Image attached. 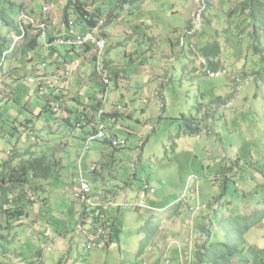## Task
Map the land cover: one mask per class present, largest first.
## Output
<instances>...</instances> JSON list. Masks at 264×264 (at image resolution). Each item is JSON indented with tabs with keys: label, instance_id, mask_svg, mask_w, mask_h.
I'll return each mask as SVG.
<instances>
[{
	"label": "rangeland",
	"instance_id": "rangeland-1",
	"mask_svg": "<svg viewBox=\"0 0 264 264\" xmlns=\"http://www.w3.org/2000/svg\"><path fill=\"white\" fill-rule=\"evenodd\" d=\"M10 1L23 7L13 13L9 0H0V46L9 49L0 67V172L10 189L7 208L22 211L24 217L0 229L7 239L0 264H143L139 253L152 246L151 239L159 246L175 241L181 249L191 244L194 264L199 215L212 222L215 241L222 235L219 219L264 210V199L247 205L240 199L242 191L249 190V195L255 188L264 195V0H81L86 10L107 19L101 31L108 46L99 62L91 50L55 46L56 55L71 64L69 70L75 68L70 81L60 85L55 77L66 69L51 74L60 63L51 55L44 58L40 42L35 52L25 53L24 39H16L17 19L21 12L38 18L48 5L51 25L56 17L64 25L69 0ZM68 17L81 21L73 7ZM205 48L212 60L208 70H203L207 61L203 65L201 60L202 69H197L199 56L209 57ZM42 62L49 63L47 69ZM221 64L222 70L212 73ZM40 73L43 85H38ZM77 78L64 95L67 82ZM104 78L110 79L109 86ZM199 89L209 104L205 114ZM106 93L107 111L125 108L113 131L128 139V147L116 151L92 142L88 151L92 131L85 129L77 110L95 107V98ZM219 99L232 105L223 111L217 104L215 111L213 102ZM52 103L61 104L59 112ZM72 106L76 113L70 115ZM191 120L201 129L199 139L188 129ZM105 158L114 163L95 177L121 187L131 183L133 202L149 185L156 194L146 204L159 212L123 208L116 212L118 236L113 238V231L108 246L88 249V229H77L85 211L74 199L72 179L79 160L89 171L93 165L100 169ZM235 162L237 172L226 183V195L214 202L219 209L215 217L209 204L223 190V170ZM11 174L20 181L11 182ZM104 186L113 193L114 186ZM5 191L0 190V198ZM197 204L201 209L192 217L190 208ZM245 239L264 248V220ZM169 261L180 262L179 254H171Z\"/></svg>",
	"mask_w": 264,
	"mask_h": 264
},
{
	"label": "built area",
	"instance_id": "built-area-1",
	"mask_svg": "<svg viewBox=\"0 0 264 264\" xmlns=\"http://www.w3.org/2000/svg\"><path fill=\"white\" fill-rule=\"evenodd\" d=\"M50 7L45 5L43 7L42 13L40 17L36 18L33 15L27 14L25 12H21L18 16L17 22L20 29L25 32L26 28H30L35 32V35H39V42L42 47L46 50L52 49L55 46H66L71 49L80 48L81 50L91 49L93 53L97 55L98 62L102 56V53L108 46V39L101 31L102 28L106 25L107 19L99 18L96 26H89L85 20L77 21L71 17L67 19L65 22V27L62 33L55 35L52 41H50L51 36H49V27H50ZM85 18L90 19L88 14L85 15ZM87 25V29L85 31H81L79 26L81 24ZM20 40L21 37L16 38ZM41 67L43 69L48 68L47 62H42ZM99 70L102 74L100 65ZM73 70H65L62 75L55 77V84L60 85L63 81L69 80L72 77ZM60 71H57L59 73ZM38 85H43V81L45 77L40 73L37 75ZM36 81V82H37ZM104 82L107 86L110 85V79H105ZM53 83V84H54ZM44 93V91H42ZM107 105V93L103 96V102L100 107L94 112L93 118L91 121H84V127H97V130L90 134L88 137V141L86 144V150L91 149L92 142H104L108 143L113 149H125L128 147V139L118 137L110 128L108 120V111L106 109ZM52 107L55 112H59L61 109V104L52 103ZM125 108L121 105L116 109V114H123ZM97 167L93 166L90 168V173L95 174L97 171ZM81 168L78 172L77 176L72 179V184L75 187L74 197L78 201H81L85 206L86 211L92 212L97 211V215H99L100 211L105 209L106 206H115L118 208H129L133 206V208L148 210L145 200L149 195L153 196L156 194V191L150 188L149 185H144L142 189V195L140 201L136 204L129 203H118L114 201H109L105 198L104 192L95 193L93 189V185L91 180L84 176V173ZM200 207L196 206L192 210V213L200 211ZM91 231L88 232L87 237L89 238V242L87 245L88 249L98 248L102 249L111 241L112 233L114 230V220L113 218L104 217L102 214L99 215V219H97V223L91 224Z\"/></svg>",
	"mask_w": 264,
	"mask_h": 264
},
{
	"label": "trees",
	"instance_id": "trees-1",
	"mask_svg": "<svg viewBox=\"0 0 264 264\" xmlns=\"http://www.w3.org/2000/svg\"><path fill=\"white\" fill-rule=\"evenodd\" d=\"M81 0H69V3L67 4L65 8V22L67 21L69 10L72 9L75 10V14L80 18V20H85L89 26H96L98 19V14L93 12H89L86 10L84 7L83 2H80ZM76 2V5L73 6V3ZM80 2V3H79ZM10 4L11 10L17 13V6L18 9L23 7V5H16L14 2H11L9 0L8 2ZM19 13V12H18ZM88 14L90 16V19L85 18V15ZM30 29L26 28L25 29V34L23 35L24 39V51L25 53H33L35 52L39 47V35H34L30 34ZM20 32V30H19ZM21 34V32H20ZM105 35V34H104ZM54 38H50V41H52ZM54 49V48H53ZM9 50V49H8ZM8 50L3 49L0 46V67L3 65V54L4 52H7ZM15 50V48H14ZM207 53V56H211V53H209L206 48L204 49ZM212 57V56H211ZM70 122V120L68 121ZM78 124H76L77 126ZM78 128V126H77ZM91 131L93 132L97 130V127H90ZM87 130V128L85 127ZM84 128H81V130H85ZM89 129V128H88ZM188 129L190 130L191 133L197 134L200 132L199 126L196 125V123H193L191 120V124L189 125ZM92 133V132H91ZM116 150H122V149H116ZM238 161V160H237ZM236 161V162H237ZM232 164L231 167L223 170L225 179L223 181V190L221 193L213 199L212 205L209 204L210 208V213L214 215L215 217L218 216L219 214V209L216 208V204H214L215 200H220L224 195H226V187H227V181L232 179V175L236 174L233 170L234 165L237 167V163ZM34 169H37L34 167ZM98 173V169L95 172V174ZM25 176L29 175V173H25ZM228 175V176H227ZM2 174L0 172V190H6L4 197L0 198V214L2 215L3 219H5V226L2 224L3 219L0 220V229L5 230L8 228V225H11V222L18 218V220H21L22 217H24V213L22 211H12L10 208H7L8 204H10L12 201L9 199L8 191L10 190L9 188H6L4 186V180L6 177L1 178ZM19 179H16V176L14 174H11V182H16L17 180L20 181ZM28 178L26 179V182H28ZM235 186L237 187V183H235ZM248 191H242V196L240 199H244L245 205L250 204L252 202L254 203H262L264 199V195L260 197L258 188L254 191H251V194L248 195ZM247 193V194H246ZM239 196V195H238ZM247 196H250L248 198ZM248 200V202H247ZM200 207L198 204L196 205ZM194 208H190V211L192 213V210ZM201 207L199 208V210ZM88 212V211H87ZM86 211L82 213L81 215V221L84 224L85 220H90L92 224L97 223V219H99V215L102 214L104 217L111 218L109 215L108 210L104 209L100 211L99 215H97V211H92L93 217L89 215V212L87 213ZM198 212V211H197ZM227 215H225L226 217ZM224 217V218H225ZM228 219L226 221H221L219 219V225L220 229L222 232L221 238L218 240L213 241L212 240V231H211V221H208V223L205 222V219L208 218L204 217L202 218V221L198 224L197 229L200 230V236H199V241H198V246L195 251V261L194 264H264V248H259L256 246L249 245L245 239L246 233L249 231V229L253 226H256L259 224L261 221L264 220V210L256 213H251L247 216H239L234 212V216L229 215L227 216ZM226 217V218H227ZM254 219L253 222L251 220ZM208 224V225H205ZM115 227V226H114ZM114 231V236H118L119 231L118 230H113ZM7 240L5 235L0 234V249H4V241Z\"/></svg>",
	"mask_w": 264,
	"mask_h": 264
},
{
	"label": "crops",
	"instance_id": "crops-1",
	"mask_svg": "<svg viewBox=\"0 0 264 264\" xmlns=\"http://www.w3.org/2000/svg\"><path fill=\"white\" fill-rule=\"evenodd\" d=\"M58 16V15H57ZM61 22H62V18H61ZM63 24V22L61 23V25H59V23H58V17H56L55 19H54V21L52 22V25H51V22H50V27H49V35L51 36V37H54L55 35H58V34H60V33H62L63 32V30H64V27H65V24L64 25H62ZM81 25H83V26H85V28L84 29H82L80 26ZM80 26H79V29L81 30V31H85L86 29H87V25H86V23L85 24H81ZM105 35H106V33H104ZM107 36V35H106ZM108 37V36H107ZM171 49H172V51H173V47H174V44H172V42H171ZM43 49V51H42V53H43V55H44V58H45V56L47 57V56H49V55H51V57L52 58H54L55 59V62H58V63H60V65L58 66L57 64L56 65H53V67L51 68V69H53V70H55V71H61V70H67V69H69L70 67H69V65H71V64H69L68 62H64L63 61V59L62 58H60V56H58V55H56V53H55V49H50V50H46V49H44V48H42ZM88 50H91V49H87L86 51H88ZM83 51H85V50H82V52ZM85 51V52H86ZM202 53H204V52H202ZM200 58H199V60L197 59V61H196V63H197V69H202L201 67H200V65H199V61L201 60V63L204 65V64H206V67H204L203 68V70H206L207 69V67H208V63H209V61H211L212 60V57L211 56H209L208 57V59H206V58H204V57H201V56H199ZM31 60V59H30ZM61 61H63V64L61 63ZM205 61H207L206 63H205ZM37 60L35 59V60H33L32 61V64H30L31 65V67L33 66V70H35L36 69V65H37ZM211 63V62H210ZM224 64V63H223ZM223 64H221V66L220 65H218V67L215 69V72H212V73H218V72H220L219 71V69L220 70H222L221 69V67H222V65ZM77 65V64H76ZM4 66V65H3ZM48 66H49V63H48ZM75 69V68H74ZM79 69V68H78ZM218 69V70H217ZM208 70V69H207ZM209 73V72H208ZM211 76V75H210ZM78 78L77 79H75L74 81H71V82H67V86L69 87V88H67L66 89V93L64 94V95H67V91L68 90H70V89H74V85L78 82ZM36 90V89H35ZM206 92H204V90H201V89H199V91H198V96L200 97V102H199V105H200V109H201V111H202V113L203 114H205V113H207L208 111H209V104L207 103V100H205V99H207V96H206V94H205ZM95 99H97L98 100V105H95V107L94 106H84V110H83V108L81 109H79V110H77L78 111V115H79V118L82 120V118H84V120L85 121H87L89 118V121H91V118H93V113L91 112V110L94 112V110L96 111L99 107H100V105L102 104V102H103V98L102 97H99V98H95ZM215 105H214V107H215V111H217L218 109H219V107H218V105L217 104H219V105H221V108H222V110L223 111H225L228 107H230L231 105H226V104H224V102H223V104H222V102L220 101V99L219 100H217V103H215V102H213ZM233 103V102H232ZM107 106V105H106ZM91 109V110H90ZM72 110L73 111H75V113H76V109H75V107L74 106H72L71 108H69L68 109V114L70 113V115H71V112H72ZM70 115H67L66 116V118H70L71 116ZM121 114H116V109L114 110V111H108V118L110 119V120H108V123H109V126H110V128H111V130L113 131L115 128H116V126H117V123L119 122V116H120ZM70 116V117H69ZM82 117V118H81ZM113 127V128H112ZM199 129H200V127H199ZM88 130V129H87ZM200 131H201V129H200ZM114 132V131H113ZM200 133V132H199ZM199 133H197L195 136H196V139H199L200 138V135H199ZM83 134H84V136H83V138H85V132H83ZM118 137H122V138H126V137H123V136H119V134H116ZM127 139V138H126ZM102 146H106V145H108V143H104V142H99ZM112 148V147H111ZM116 151H118V150H116ZM227 160H229V161H231L229 158L227 159ZM114 163V159L113 160H111V159H109V160H107L106 158L104 159V163H103V165H101V167H100V169H99V167H97L98 168V170H101L100 172H102V170H103V173L102 174H104V171H105V165H109V166H111L112 164ZM93 166H97V165H93ZM93 166H91V167H93ZM90 167V168H91ZM83 169L82 171H83V173H84V176L85 177H87V178H89L90 180H91V183H92V185H93V189H94V191H95V193L96 194H98L99 192H104L105 193V198L106 199H108L109 201H114V202H118V203H129V204H131V205H133V204H136L137 202H139L140 201V198H141V195H142V190H140V193L138 194V201H132V196H134L133 194H131V193H129V190L131 189V183L130 184H127V186H125V187H121V185H118V184H114L113 182H104V183H106L108 186H114L115 187V189L113 190V193H111L110 192V188L108 189V188H106L105 186H104V183L103 182H101V180H100V178L98 177H95L96 176V174H91L90 173V169H89V171H87V170H85V165L84 164H82V160H79V162H78V164H77V170L74 172V174H73V178L75 177V176H77V174H78V172L80 171V169ZM234 168H237L236 166H234ZM85 170V171H84ZM109 170H110V168H109ZM87 171V172H86ZM234 172H237V170L236 169H234L233 170ZM239 172V171H238ZM89 173H90V175H89ZM73 185V184H72ZM196 186H197V184H196ZM97 189H100L99 191H98V193L96 192V190ZM74 191H75V187H74V185H73V195H74ZM112 194H114V196L112 195ZM148 198V197H147ZM74 199H75V197H74ZM76 201H77V203L79 204V203H81L80 201H78L77 199H75ZM145 202H146V200H145ZM148 207H149V205H147ZM130 207H133V206H130ZM105 209L106 210H108V212H109V215L113 218V220H114V230L116 229V230H118L119 232H120V230H119V227L117 226V217H116V212H120L121 210H123V208H118V207H115V206H113V207H111V206H106L105 207ZM126 209V208H125ZM134 209H136V208H134ZM82 210H84V211H86V209H85V206H84V208L82 209ZM138 210H141V209H138ZM159 210V208H152V207H149V209L147 210V211H154V212H159L158 211ZM87 212V211H86ZM88 213V212H87ZM90 214V216L91 217H93V213H91V212H89ZM195 213V212H194ZM194 213H191L190 214V216L192 215V217L194 216ZM207 217V216H206ZM191 218V217H190ZM202 218H204V216H201L200 217V215L197 217V219H198V221H199V219H201L200 220V222L202 221ZM199 222V223H200ZM92 223H91V221L90 220H85V223L83 224L82 223V221H80V225H78L77 226V229L78 230H87V231H85V234H86V237H87V235H88V232L89 231H91V225ZM114 238V237H113ZM113 238H112V240H113ZM191 238H193V237H191ZM151 239V238H150ZM189 240L190 241H192V239H190V236H189ZM189 240H187L186 239V241L188 242ZM58 241H60L59 242V245H61V243L63 242V240L62 239H59V240H57L56 242H58ZM110 242H112V241H110ZM151 242H153L151 245V247H150V245H148V246H146V247H144L143 248V250H141V252L139 253V258L140 259H143V264H171L170 263V261H169V258H170V255L172 254V255H176V254H179V256H180V262H178V261H175L174 262V264H191V255L193 254L192 253V245L190 244V245H184L183 247H182V249H181V247H180V244L179 243H177V242H175V241H171L170 243H169V245H160L159 246V244H155L154 243V239H151ZM110 244V243H109ZM108 244V245H109ZM176 247L175 249H172L173 247ZM188 247H189V249H188ZM172 249V250H171ZM195 249V248H194ZM195 251H196V249H195ZM171 252V253H170ZM187 252V253H186ZM184 254V255H183ZM184 256H186V258H184ZM40 262V264H43V262L42 261H39Z\"/></svg>",
	"mask_w": 264,
	"mask_h": 264
},
{
	"label": "clouds",
	"instance_id": "clouds-1",
	"mask_svg": "<svg viewBox=\"0 0 264 264\" xmlns=\"http://www.w3.org/2000/svg\"><path fill=\"white\" fill-rule=\"evenodd\" d=\"M19 30H20L21 34H20L18 37H21V40H22V39H23V35L25 34V32H23L20 28H19ZM18 37H17V38H18ZM38 41H39V40H38ZM42 48H43V47H42ZM56 72H57V71L53 70V72H52L51 74L54 75V74H56ZM88 120H89V119H88ZM84 121H85V120H84ZM87 129H88V128H87Z\"/></svg>",
	"mask_w": 264,
	"mask_h": 264
},
{
	"label": "bare ground",
	"instance_id": "bare-ground-1",
	"mask_svg": "<svg viewBox=\"0 0 264 264\" xmlns=\"http://www.w3.org/2000/svg\"><path fill=\"white\" fill-rule=\"evenodd\" d=\"M106 36V35H105ZM107 37V36H106ZM108 39V38H107Z\"/></svg>",
	"mask_w": 264,
	"mask_h": 264
}]
</instances>
